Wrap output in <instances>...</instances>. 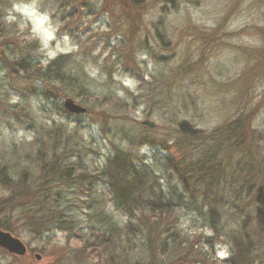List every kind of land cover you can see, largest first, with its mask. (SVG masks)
Masks as SVG:
<instances>
[{
    "label": "rangeland",
    "instance_id": "rangeland-1",
    "mask_svg": "<svg viewBox=\"0 0 264 264\" xmlns=\"http://www.w3.org/2000/svg\"><path fill=\"white\" fill-rule=\"evenodd\" d=\"M57 57L80 75L78 88L35 80V70ZM20 58L34 71L21 70ZM66 98L85 112H65ZM142 121L153 126L140 127ZM181 127L192 133L182 136ZM215 132L219 154L207 165L216 174L202 183L199 174L188 175L191 165L181 169L190 188H210L204 194L193 188L192 203L185 197L171 218L182 240L199 237L196 247L203 249L211 233L193 211L195 201L200 208L214 201L219 222L231 229L248 215L247 233L264 263L252 200L257 189L264 193V0H0V179L14 180H0V229L26 248L19 257L0 250V264H104V249L93 245L89 229L102 226L104 212L119 228L125 222L99 176L113 147L144 160L165 184L162 158L197 159L210 150ZM53 139L62 144L58 150L67 142L70 150L57 155L73 164L76 176L99 178L91 188L88 178L50 189L61 194L62 215L73 227L36 237L40 229L25 225L12 207L32 203L41 191L33 179L39 159L53 158ZM16 163L27 170L22 182ZM238 165L248 182L240 194ZM218 241L208 250L212 264L229 256L230 247ZM124 256L134 264L142 254Z\"/></svg>",
    "mask_w": 264,
    "mask_h": 264
},
{
    "label": "trees",
    "instance_id": "trees-1",
    "mask_svg": "<svg viewBox=\"0 0 264 264\" xmlns=\"http://www.w3.org/2000/svg\"><path fill=\"white\" fill-rule=\"evenodd\" d=\"M65 60L67 58L57 57L42 70L36 69L38 68L36 67L35 72L39 73L40 79L36 78L35 80L43 81V85L53 81L59 85H68L69 88H78L80 75L76 72L71 74L67 71L66 62L68 61ZM18 62L17 66L21 70H32V67L22 58ZM11 65H14V63H11ZM43 79H46V81ZM52 89L56 90L55 87H52ZM62 109L67 112L63 105ZM139 126L141 127L140 124ZM183 130H185L183 127L178 130L181 131L182 136L188 137L192 133L189 130V134L186 136L182 133ZM231 130L236 131L234 128ZM223 132L227 136L231 131L223 130ZM218 135V132L211 135L210 150L201 153L197 159H190V162L184 158H180V161H175L170 156L162 158L164 160L161 169H164V171L161 172L159 170V172L164 175L165 184L161 181L162 178L155 174L156 171L146 164L144 160L135 159L130 151L113 147L110 156L104 162L103 169L99 172V176H102L100 181L104 182L114 205L124 215L125 222L119 228L104 212V215L102 213L99 214L101 216L99 217L100 221L103 222L102 226L91 228L92 230L89 229L90 233L95 235L93 245L101 246L104 249L100 256V258H104V264H120L119 261H122L123 264L128 263L129 260L124 254L128 255L131 251H137L142 254L134 264H212L211 259L214 253H209L208 250L213 251L215 239L220 240L218 243H224L230 247L229 256L224 260H220L219 264H264L263 259L259 256L258 247L255 248V244L247 233L250 220L248 215L240 219V224H237L235 229H231V227L228 228L222 222H219L214 201L207 202V204L202 206L201 208L205 207L203 210L196 205L198 203L195 201L193 211L202 218L204 227H208L211 233V238L204 237L203 249L199 246L196 247V244L200 242L199 237L197 241H192L189 238L182 240L176 227L177 225L171 218L175 214V209L185 207V205L181 204L185 201V197L191 204L192 201L189 198L194 199L193 193L197 192L196 190H201L204 194L210 188V185L205 187L203 184H201L203 187L193 185L190 188L188 176L181 169L189 170L185 165H191L188 175H193V172L199 174L198 180L202 181V183L206 177L215 175V166H208L207 163L215 161L219 154L216 146ZM134 138L136 141L137 137L135 136ZM178 142H180V139ZM190 144L192 142L181 145L187 148ZM61 145L58 144L57 139H53V144L50 147V152L53 155L51 161H44L43 163L39 159L40 173L33 179V182H38L35 190L41 191L36 192L31 197L32 203L26 204L27 202H24L12 207L17 208L23 214L22 221L25 225L27 224L32 230L40 229L35 232L34 235L36 237H40L43 232L51 229L67 231L68 228L65 226L73 227L72 223H68L62 215L63 208L59 204L62 201L60 199L61 194L58 192L52 194L50 189L83 183L88 178L91 180L87 181L91 188L94 180L99 178V176L97 178L94 176L89 177L85 175V171H81L79 176H76L73 164L63 163L64 161L57 155V151L62 154L70 150L67 147V142L63 144V149L58 150ZM162 149L167 150V147L163 146ZM23 167L21 163L15 164V168L19 169L16 174V177H20V179H16L19 182H22L27 175V170L22 169ZM243 167L238 165L237 186H235L237 194L243 192L242 188L245 183L248 184ZM3 171H6V169H3ZM171 177L175 178L173 183H171ZM0 180L8 185L14 181L11 177L5 179L3 177ZM193 188L196 190H193ZM235 188L229 190L232 191ZM247 188L250 190V187L247 186ZM245 193L249 194L248 192ZM252 200L254 206L253 221L264 234L263 191L257 189ZM9 206L3 208L7 213H10L8 210L10 209ZM32 207H35L36 210L34 214L27 212ZM7 231L10 232L9 230ZM79 256L81 255H77V257ZM122 258L124 259L122 260ZM259 259L260 261H257Z\"/></svg>",
    "mask_w": 264,
    "mask_h": 264
},
{
    "label": "water",
    "instance_id": "water-1",
    "mask_svg": "<svg viewBox=\"0 0 264 264\" xmlns=\"http://www.w3.org/2000/svg\"><path fill=\"white\" fill-rule=\"evenodd\" d=\"M64 109L71 114H82L85 109L80 105L75 104L71 99L66 98L63 102ZM141 126L152 127L149 121H142L139 123ZM0 247L10 254L22 256L24 254L23 244L16 238L7 233L0 232Z\"/></svg>",
    "mask_w": 264,
    "mask_h": 264
},
{
    "label": "flooded vegetation",
    "instance_id": "flooded-vegetation-1",
    "mask_svg": "<svg viewBox=\"0 0 264 264\" xmlns=\"http://www.w3.org/2000/svg\"><path fill=\"white\" fill-rule=\"evenodd\" d=\"M0 232H2V233H7V234H9L10 236H12L9 232H7V231H4V230H1L0 229ZM13 237V236H12ZM15 238V237H14ZM17 239V238H16ZM23 244V243H22ZM24 246V245H23ZM0 250L1 251H3L4 253H7V254H9V255H11V256H17V255H14V254H10V253H8L6 250H4L3 248H1L0 247ZM26 253V248H25V246H24V254ZM23 254V255H24ZM19 257V256H18Z\"/></svg>",
    "mask_w": 264,
    "mask_h": 264
}]
</instances>
